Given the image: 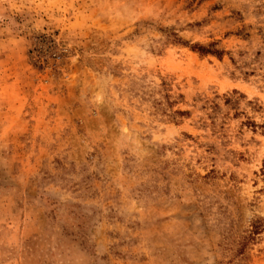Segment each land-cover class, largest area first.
<instances>
[{
	"label": "rangeland",
	"instance_id": "rangeland-1",
	"mask_svg": "<svg viewBox=\"0 0 264 264\" xmlns=\"http://www.w3.org/2000/svg\"><path fill=\"white\" fill-rule=\"evenodd\" d=\"M0 264H264V0H0Z\"/></svg>",
	"mask_w": 264,
	"mask_h": 264
},
{
	"label": "trees",
	"instance_id": "trees-1",
	"mask_svg": "<svg viewBox=\"0 0 264 264\" xmlns=\"http://www.w3.org/2000/svg\"><path fill=\"white\" fill-rule=\"evenodd\" d=\"M202 51H204V50H202ZM208 52V51H207Z\"/></svg>",
	"mask_w": 264,
	"mask_h": 264
}]
</instances>
